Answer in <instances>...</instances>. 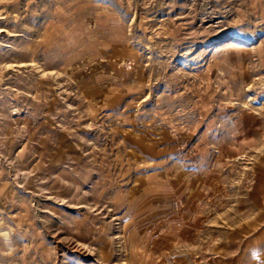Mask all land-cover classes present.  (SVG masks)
I'll list each match as a JSON object with an SVG mask.
<instances>
[{"label": "rangeland", "instance_id": "374dc122", "mask_svg": "<svg viewBox=\"0 0 264 264\" xmlns=\"http://www.w3.org/2000/svg\"><path fill=\"white\" fill-rule=\"evenodd\" d=\"M250 195L264 0H0V264H214Z\"/></svg>", "mask_w": 264, "mask_h": 264}, {"label": "crops", "instance_id": "0c3cea01", "mask_svg": "<svg viewBox=\"0 0 264 264\" xmlns=\"http://www.w3.org/2000/svg\"><path fill=\"white\" fill-rule=\"evenodd\" d=\"M253 197L251 196L253 212L244 223L236 227L235 235L239 239L237 244H241L238 245L237 254L228 255V246L225 244L223 247L221 244L220 251L216 252L214 264H264V208L258 209ZM246 252H250L252 256L245 259Z\"/></svg>", "mask_w": 264, "mask_h": 264}]
</instances>
